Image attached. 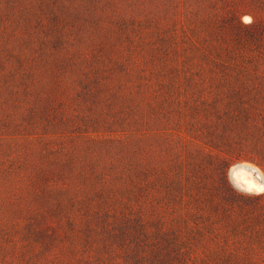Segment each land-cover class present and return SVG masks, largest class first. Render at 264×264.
I'll use <instances>...</instances> for the list:
<instances>
[{
    "label": "rangeland",
    "instance_id": "obj_1",
    "mask_svg": "<svg viewBox=\"0 0 264 264\" xmlns=\"http://www.w3.org/2000/svg\"><path fill=\"white\" fill-rule=\"evenodd\" d=\"M264 0H0V264H264Z\"/></svg>",
    "mask_w": 264,
    "mask_h": 264
},
{
    "label": "bare ground",
    "instance_id": "obj_2",
    "mask_svg": "<svg viewBox=\"0 0 264 264\" xmlns=\"http://www.w3.org/2000/svg\"><path fill=\"white\" fill-rule=\"evenodd\" d=\"M235 182L248 190L260 191L264 188V181L254 177L244 166L237 165L232 170Z\"/></svg>",
    "mask_w": 264,
    "mask_h": 264
},
{
    "label": "water",
    "instance_id": "obj_3",
    "mask_svg": "<svg viewBox=\"0 0 264 264\" xmlns=\"http://www.w3.org/2000/svg\"><path fill=\"white\" fill-rule=\"evenodd\" d=\"M238 165V164H237ZM237 165H234L233 167H232V169H231V174H232V170H233V168L235 167V166H237ZM233 177V176H232ZM234 179V178H233Z\"/></svg>",
    "mask_w": 264,
    "mask_h": 264
}]
</instances>
